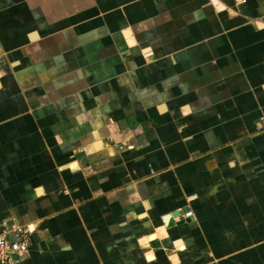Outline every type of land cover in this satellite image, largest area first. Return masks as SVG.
<instances>
[{
	"label": "crops",
	"instance_id": "crops-1",
	"mask_svg": "<svg viewBox=\"0 0 264 264\" xmlns=\"http://www.w3.org/2000/svg\"><path fill=\"white\" fill-rule=\"evenodd\" d=\"M5 223L18 264H264V0H0Z\"/></svg>",
	"mask_w": 264,
	"mask_h": 264
},
{
	"label": "built area",
	"instance_id": "built-area-1",
	"mask_svg": "<svg viewBox=\"0 0 264 264\" xmlns=\"http://www.w3.org/2000/svg\"><path fill=\"white\" fill-rule=\"evenodd\" d=\"M263 119V118H262ZM191 212L185 215L189 217ZM30 225L5 223L0 230V264H18L29 249Z\"/></svg>",
	"mask_w": 264,
	"mask_h": 264
},
{
	"label": "water",
	"instance_id": "water-1",
	"mask_svg": "<svg viewBox=\"0 0 264 264\" xmlns=\"http://www.w3.org/2000/svg\"><path fill=\"white\" fill-rule=\"evenodd\" d=\"M178 214V213H177ZM176 213H174L173 215H177Z\"/></svg>",
	"mask_w": 264,
	"mask_h": 264
},
{
	"label": "bare ground",
	"instance_id": "bare-ground-1",
	"mask_svg": "<svg viewBox=\"0 0 264 264\" xmlns=\"http://www.w3.org/2000/svg\"><path fill=\"white\" fill-rule=\"evenodd\" d=\"M100 144V143H99ZM100 146V145H99Z\"/></svg>",
	"mask_w": 264,
	"mask_h": 264
}]
</instances>
